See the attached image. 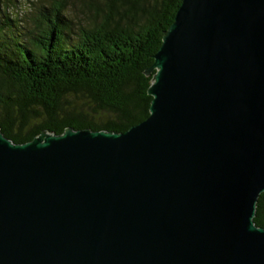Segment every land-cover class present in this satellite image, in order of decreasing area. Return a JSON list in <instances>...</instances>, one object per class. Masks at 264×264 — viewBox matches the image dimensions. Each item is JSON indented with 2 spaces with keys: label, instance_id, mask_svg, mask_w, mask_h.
Returning a JSON list of instances; mask_svg holds the SVG:
<instances>
[{
  "label": "water",
  "instance_id": "1",
  "mask_svg": "<svg viewBox=\"0 0 264 264\" xmlns=\"http://www.w3.org/2000/svg\"><path fill=\"white\" fill-rule=\"evenodd\" d=\"M125 132L0 128V264H264V0H182Z\"/></svg>",
  "mask_w": 264,
  "mask_h": 264
},
{
  "label": "trees",
  "instance_id": "2",
  "mask_svg": "<svg viewBox=\"0 0 264 264\" xmlns=\"http://www.w3.org/2000/svg\"><path fill=\"white\" fill-rule=\"evenodd\" d=\"M0 0V128L15 143L66 128L125 132L150 114L146 71L182 0ZM254 222L264 227V192Z\"/></svg>",
  "mask_w": 264,
  "mask_h": 264
},
{
  "label": "rangeland",
  "instance_id": "3",
  "mask_svg": "<svg viewBox=\"0 0 264 264\" xmlns=\"http://www.w3.org/2000/svg\"><path fill=\"white\" fill-rule=\"evenodd\" d=\"M31 1H40V0H13V6L9 7V12L15 15L24 14L31 7ZM73 1V8H81L83 0H71Z\"/></svg>",
  "mask_w": 264,
  "mask_h": 264
}]
</instances>
